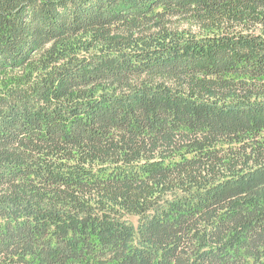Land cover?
I'll list each match as a JSON object with an SVG mask.
<instances>
[{
	"label": "trees",
	"instance_id": "obj_1",
	"mask_svg": "<svg viewBox=\"0 0 264 264\" xmlns=\"http://www.w3.org/2000/svg\"><path fill=\"white\" fill-rule=\"evenodd\" d=\"M0 264H264V0H0Z\"/></svg>",
	"mask_w": 264,
	"mask_h": 264
}]
</instances>
